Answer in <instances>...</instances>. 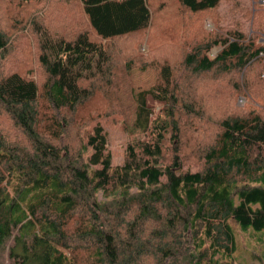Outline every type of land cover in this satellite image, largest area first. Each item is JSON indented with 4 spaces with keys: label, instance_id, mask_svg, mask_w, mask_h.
<instances>
[{
    "label": "trees",
    "instance_id": "16d2710c",
    "mask_svg": "<svg viewBox=\"0 0 264 264\" xmlns=\"http://www.w3.org/2000/svg\"><path fill=\"white\" fill-rule=\"evenodd\" d=\"M150 1L78 0L86 30L76 29L70 38L52 44L39 43L38 66L47 75L40 84L21 61L29 51L24 47L16 57L13 49L8 56L7 38L0 30V112L22 132L28 146L8 145L0 130V247L16 228L9 253L20 264H231L219 261L234 249L230 224L264 231L262 102V108L252 106L240 114L233 110L219 120L211 142L202 144L195 136V158L189 163L184 161L179 126L184 117L203 119L197 112V91H192L199 76L213 71L214 84L228 98L255 93L239 88L237 73L242 76V71L261 66L264 80V44L256 42L264 39V0H250L256 9L247 12L249 35L222 32L216 24L191 42L189 36L182 45L181 64L175 66L180 77L176 88L168 64H159L153 87L135 98L129 132L139 137L127 141L120 164L112 165L98 122L90 124L81 140L87 156L59 152L54 146L67 127L66 116L73 122L82 117L75 107L84 105L90 116L86 122L93 118L95 111L85 103L92 93H100L99 85L82 89L78 83L91 80H81L84 71L108 62L100 43L136 33L152 36L164 24L155 22ZM176 1L195 17L212 13L222 1L239 0ZM147 44L156 53L163 46L155 36ZM216 47L217 54L209 58L207 53ZM97 73L105 76L102 70ZM222 82L228 86L221 87ZM250 82L255 88L256 82ZM102 84L107 89L106 80ZM60 157L65 166L50 167L48 161ZM107 200L113 205L105 206Z\"/></svg>",
    "mask_w": 264,
    "mask_h": 264
},
{
    "label": "rangeland",
    "instance_id": "374dc122",
    "mask_svg": "<svg viewBox=\"0 0 264 264\" xmlns=\"http://www.w3.org/2000/svg\"><path fill=\"white\" fill-rule=\"evenodd\" d=\"M169 1H150L149 9L153 13L152 15H155V22L164 21V24L154 35H147V32H143L144 34L136 33L119 39L103 40L104 42L100 43L102 44L101 48L106 50L108 62L98 66L97 70V65H93L89 71H84L81 80H91L78 83L82 89H86L91 83L99 85L97 92L100 93H92L85 103L95 113L92 120L86 122L90 116L84 113V105L81 104L82 106L75 107V111L82 116L80 120L73 122L71 121L72 116H66L67 127L60 135V139L54 143L59 152L66 149L68 154H75L79 158H83L86 151L81 150L83 147L81 140L86 130L88 131L90 124L98 122L105 132L106 149L110 153L112 165L120 164L127 141L132 137H139L138 133L129 132L135 115V98L138 93L153 87L159 64H168L174 78V88H176L180 85V77L179 74L175 73V66L181 64L184 49L182 45L189 36V42H191L201 31L210 32L213 30L216 24L222 32L239 31L246 35L250 34V20L247 12L254 13L256 2L250 4V0H239L237 3L233 1L224 3L222 1L212 13L190 17L178 5V1ZM257 2L261 4L262 0ZM200 19L201 23L198 27L197 22ZM84 20L80 13L78 0H46L38 4H23L19 0H0V30L7 38L6 54L9 56L14 49L16 57H19L20 49L25 47L29 54L21 61L30 68L29 76L37 84L47 80L44 69L38 66L39 43L47 40V43L52 44L58 38H70L76 29L86 30ZM188 24H192L189 28L192 30L187 32ZM153 36L159 38L161 44L163 43L157 53L150 51L147 44L148 38ZM256 42L264 44V39L262 38L261 42ZM218 50L217 47L212 48L207 53L208 57L214 58ZM149 52L150 64L146 63ZM6 60L7 57L3 66H5ZM261 68V66L254 68L253 71L257 75H253V71H242V76L237 73L236 80L239 88L243 86L244 89H252L253 92L255 90L251 96L241 93L235 97H226L221 93L219 86L214 84L217 78H213V71L204 76H199L197 78L198 85L192 83L194 84L192 91L195 89L197 91L195 99L196 101L200 100L199 104L201 105L197 112L202 113L203 119L195 116L196 120L189 121L184 117L185 123L182 124L181 121L179 123L183 131L181 139L184 145L183 154L186 163L195 158L194 152H192L195 144L194 137L198 136V139L202 140V144L211 142L217 133V122L222 118L229 117L233 110L235 114L245 113L252 106L262 108L260 106V102H262L261 115L264 119V80L260 77ZM100 70L105 73V76L97 73ZM91 72H94V75H89ZM87 76L89 77L86 78ZM105 80V86L108 85L107 89L102 84ZM250 81L256 82L255 88L252 87ZM219 84L223 88L228 86L225 82ZM101 93H107L109 96L102 99L99 97ZM181 104L179 99L177 109L181 108ZM150 105L152 106V104ZM183 111L179 110V113L181 114ZM60 114L67 113L62 111ZM175 116L173 118H176ZM0 130L3 132L2 136L5 143L13 144L15 148L28 150L22 132L15 128L12 122L1 112ZM50 140L51 138L47 139V142ZM87 154L88 152L85 153V156ZM48 162L53 168L65 166L62 158L59 161L51 162L49 160ZM96 197L101 202L102 198L99 194ZM112 205L111 200L105 202V206ZM230 226L234 249L230 257L220 258L219 261L225 260L231 264H264V231H254L250 228L241 230L235 223H231ZM16 233V228L11 230V236L0 247V264H20L18 259L11 257L9 253L13 247V236Z\"/></svg>",
    "mask_w": 264,
    "mask_h": 264
}]
</instances>
